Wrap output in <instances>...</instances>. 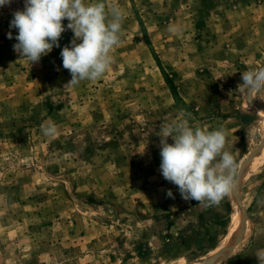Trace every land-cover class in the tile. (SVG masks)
I'll return each instance as SVG.
<instances>
[{
    "label": "rangeland",
    "instance_id": "rangeland-1",
    "mask_svg": "<svg viewBox=\"0 0 264 264\" xmlns=\"http://www.w3.org/2000/svg\"><path fill=\"white\" fill-rule=\"evenodd\" d=\"M105 2L123 13L122 43L102 78L74 87L60 56L73 32L31 65L9 27L24 0L0 8V264H189L223 238L232 210L239 241L202 264H258L264 102L237 86L264 67V0ZM182 111L226 131L237 183L218 206L183 200L159 171L157 133ZM48 121L55 137L41 132Z\"/></svg>",
    "mask_w": 264,
    "mask_h": 264
},
{
    "label": "clouds",
    "instance_id": "clouds-1",
    "mask_svg": "<svg viewBox=\"0 0 264 264\" xmlns=\"http://www.w3.org/2000/svg\"><path fill=\"white\" fill-rule=\"evenodd\" d=\"M13 0H0V8ZM10 29H16L13 51L30 64L39 63L53 47H60L62 34L71 30L70 45L62 48V66L71 79L64 85L74 87L83 81L99 80L115 62L114 49L122 43L123 13L105 0H24L22 10L12 13ZM68 23L65 27L63 21ZM170 31L172 29H169ZM8 39H13L11 31ZM237 89L253 101L264 102V67L241 73ZM191 114L181 112L180 119L162 125L159 171L175 185L185 201L218 206L232 194L237 183L238 165L226 150L227 134L223 127L205 130L193 127ZM45 137H55L58 127L53 121L41 125ZM169 137L172 143H169ZM168 198L175 199L171 189ZM258 264H264V249L256 253Z\"/></svg>",
    "mask_w": 264,
    "mask_h": 264
},
{
    "label": "bare ground",
    "instance_id": "bare-ground-1",
    "mask_svg": "<svg viewBox=\"0 0 264 264\" xmlns=\"http://www.w3.org/2000/svg\"><path fill=\"white\" fill-rule=\"evenodd\" d=\"M257 128L259 133L264 136L263 128L258 125ZM226 225V232L223 238L217 244L215 243L211 249L207 250L200 257V259L189 264H202L207 259H214L216 257L225 255L232 247H234V245L239 241L244 229L239 212L232 210L229 222Z\"/></svg>",
    "mask_w": 264,
    "mask_h": 264
},
{
    "label": "water",
    "instance_id": "water-1",
    "mask_svg": "<svg viewBox=\"0 0 264 264\" xmlns=\"http://www.w3.org/2000/svg\"><path fill=\"white\" fill-rule=\"evenodd\" d=\"M264 144V141L262 142V144L261 145H263ZM205 264H207V263H205Z\"/></svg>",
    "mask_w": 264,
    "mask_h": 264
},
{
    "label": "crops",
    "instance_id": "crops-1",
    "mask_svg": "<svg viewBox=\"0 0 264 264\" xmlns=\"http://www.w3.org/2000/svg\"><path fill=\"white\" fill-rule=\"evenodd\" d=\"M193 261H195V260H193Z\"/></svg>",
    "mask_w": 264,
    "mask_h": 264
}]
</instances>
